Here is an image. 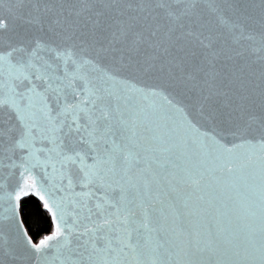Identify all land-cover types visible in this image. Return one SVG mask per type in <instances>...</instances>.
I'll list each match as a JSON object with an SVG mask.
<instances>
[{"label": "snow or ice", "instance_id": "6c2138e0", "mask_svg": "<svg viewBox=\"0 0 264 264\" xmlns=\"http://www.w3.org/2000/svg\"><path fill=\"white\" fill-rule=\"evenodd\" d=\"M12 13L32 34L0 48V189L6 172L23 181L0 214V264H264V0H10ZM41 180L56 227L34 242L17 209ZM209 180L220 216L195 206Z\"/></svg>", "mask_w": 264, "mask_h": 264}, {"label": "water", "instance_id": "95a60500", "mask_svg": "<svg viewBox=\"0 0 264 264\" xmlns=\"http://www.w3.org/2000/svg\"><path fill=\"white\" fill-rule=\"evenodd\" d=\"M243 2L247 3V0H243ZM0 11L3 12L4 17L7 19L8 22V27L5 30L0 31V48H6L10 44H19L21 43V41L31 36L32 33L29 30L28 26L24 24V22L20 18H18L15 13L10 14V0H3V3L0 4ZM153 83H155V81L150 78H143L141 81L142 86H151ZM185 103H190V101L185 100ZM222 111L223 113L226 114L227 109H223ZM189 112L191 113V118L193 119V121L198 122V125L201 126L202 130L210 127V125L207 122L200 119V117L196 112L195 107H190ZM220 120H221L220 127L227 128L228 124L226 121V116L222 115ZM170 127L171 125H165L161 129V131L167 132L170 129ZM176 136H179L178 132L176 133ZM231 141H232L231 136L225 137V142H231ZM157 171L159 170L157 169ZM5 175H6V179L3 182L4 187L3 189H0V214L7 215V209H9L10 207L9 199H8L9 193H12L14 196L17 191V185L23 184V181L21 180L18 172H16L12 176H8L6 172ZM36 175L38 177L41 175L40 170L36 171ZM146 175L147 174L142 173L138 177H136L137 183L142 184ZM162 176L163 173H160V176H157L155 178V183L153 184V191H155L157 187H159L161 194H164L167 191V189L165 187V183L163 179H161ZM30 183L31 181H29V184ZM40 183H44V181L41 180ZM40 183H37L36 187L24 186L23 190L24 192L27 193V195L32 194L43 203V208L50 214L55 230L56 222H54L52 219V212H49L48 209L44 207L45 200H48L50 206H52L51 196H50L51 188L50 185H48L47 183H44V187L41 188ZM207 184L208 187H204L202 193H200L204 195L205 197L204 201H195V206L208 207L210 205L211 207L209 208V214L211 215L212 212L215 211L216 216H220L225 211L223 208V198L221 194L217 191V186L213 180L207 181ZM27 195L22 196L21 198H24ZM55 195L59 197L60 194L55 193ZM41 196H43L44 199H41ZM53 211H56V209L53 208ZM194 219H196L197 223H199L198 218H194ZM17 220L20 222L21 229L26 230L21 220L19 208L17 209ZM222 223H224L227 226L228 224L227 219H222ZM14 234L15 232L13 229V235ZM23 264H30V262L25 260Z\"/></svg>", "mask_w": 264, "mask_h": 264}, {"label": "trees", "instance_id": "16d2710c", "mask_svg": "<svg viewBox=\"0 0 264 264\" xmlns=\"http://www.w3.org/2000/svg\"><path fill=\"white\" fill-rule=\"evenodd\" d=\"M19 212L22 223L34 242L54 231L50 214L44 210L43 203L32 194L21 198Z\"/></svg>", "mask_w": 264, "mask_h": 264}]
</instances>
